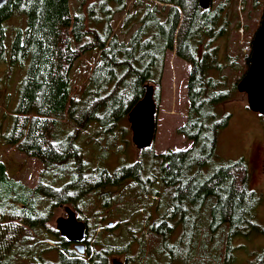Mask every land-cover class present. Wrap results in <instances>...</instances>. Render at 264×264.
I'll return each instance as SVG.
<instances>
[{
	"label": "trees",
	"instance_id": "trees-1",
	"mask_svg": "<svg viewBox=\"0 0 264 264\" xmlns=\"http://www.w3.org/2000/svg\"><path fill=\"white\" fill-rule=\"evenodd\" d=\"M72 1L6 0L0 6V60L2 24L15 13L26 15V26L12 40L9 62L28 59L0 137L42 163L30 187L0 161V264L235 263L236 239L264 237L257 215L264 199L249 186L243 158H218V137L231 118L224 104L238 92L230 72L237 71L239 81L250 64V54L238 65L221 57L215 44L227 27L225 3L202 10L198 0H133L120 39L111 26L130 0H90L86 14L81 0L73 16ZM93 49L98 61L74 98L71 70ZM170 50L189 64L185 119L177 128L188 147L154 152L150 146L131 162L120 157L109 166V157L122 151L117 145L126 142L121 121H128L146 85H155L158 105ZM86 126L94 127L95 161L85 156L79 135ZM60 206L87 225L83 254L48 225ZM53 250L57 259L45 258ZM249 253L248 264H264V246Z\"/></svg>",
	"mask_w": 264,
	"mask_h": 264
},
{
	"label": "rangeland",
	"instance_id": "rangeland-1",
	"mask_svg": "<svg viewBox=\"0 0 264 264\" xmlns=\"http://www.w3.org/2000/svg\"><path fill=\"white\" fill-rule=\"evenodd\" d=\"M80 1H72V16L80 9ZM132 1L130 0L125 12L114 16L111 26L112 32L117 34L120 39L126 38L120 33V26L126 13L133 11L131 8ZM89 2L90 0L85 1L84 7L80 10L81 12L86 14L85 6ZM219 3H225L226 10L222 12V20L225 19L227 27L215 44L218 45L221 57L228 55L230 58H235L238 65H241L245 56L251 52L254 31L260 25L263 15L264 0H212V8ZM2 25L5 36L3 59L0 60V131L4 133L8 129L15 111L21 81L28 64V59L14 65L9 62L12 40L18 29L24 31L26 15L15 13L6 19ZM97 61V49H93L85 52L74 63L70 73V88L74 98L78 97L79 90L87 83L90 71ZM228 71L229 69H226L225 73H228ZM188 72L189 64L179 58L174 50L166 53L160 89H158V91L160 90V98L155 115V137L151 145L154 152L167 151L168 149L176 150L186 145L188 147V142L185 141L184 136L177 131V128L182 125L185 119ZM236 73L237 71L230 72L233 82H238ZM152 85L155 87L154 84ZM224 108L231 114V118L228 126L220 132L218 137V158L221 160L243 158L250 173L249 186L260 193L264 199V165L260 166L257 159V153L264 149V118H260L258 113L247 107L244 93L236 92L234 99L225 103ZM121 122L126 126L122 135L123 140L126 142L117 145L121 147L122 151L109 157L107 160L109 166L116 165L120 157L126 159L127 162H131L140 153V150L131 141L129 122L126 118ZM92 129L94 127L86 126L79 131V135L82 136L81 140L84 147H86V152L88 151L85 156L91 161H95L98 151L93 148L91 141L89 131ZM115 136L116 138L120 137L116 132ZM114 152L116 151H111V153ZM0 161L7 166L9 174L14 178L21 180L30 187L37 184L42 169L41 161L19 152L13 145L6 143L3 137H0ZM260 164H264V159L260 161ZM159 193H161L160 189ZM158 198H160V194ZM103 208L107 209L108 204ZM104 212L106 213V210ZM61 215H66L64 206L57 207L50 212L52 220L48 222V225L55 229V220ZM257 215L259 222L264 224V202L259 207ZM234 243L241 245V249L237 252L235 263L232 264H248V261L253 259V255L249 252L264 246V237L238 238ZM45 258L56 260V251L53 250L49 254H45Z\"/></svg>",
	"mask_w": 264,
	"mask_h": 264
},
{
	"label": "water",
	"instance_id": "water-1",
	"mask_svg": "<svg viewBox=\"0 0 264 264\" xmlns=\"http://www.w3.org/2000/svg\"><path fill=\"white\" fill-rule=\"evenodd\" d=\"M6 0H0L2 6ZM212 0H198L199 7L206 10ZM236 90L244 93L248 108L260 115H264V10L260 25L256 29L251 42L250 64L246 73L236 84ZM157 105L154 100V87L146 85L143 97L128 112L131 141L139 150L151 146L155 137ZM66 215L58 216L55 228L68 243H73L77 253L83 254L86 246L87 225L78 219L75 211L64 208ZM113 264H123L113 261Z\"/></svg>",
	"mask_w": 264,
	"mask_h": 264
},
{
	"label": "flooded vegetation",
	"instance_id": "flooded-vegetation-1",
	"mask_svg": "<svg viewBox=\"0 0 264 264\" xmlns=\"http://www.w3.org/2000/svg\"><path fill=\"white\" fill-rule=\"evenodd\" d=\"M257 159L259 161V165H264V164H260V161L264 159V149L263 150H260L258 153H257ZM71 246L74 247V244L73 243H70Z\"/></svg>",
	"mask_w": 264,
	"mask_h": 264
}]
</instances>
